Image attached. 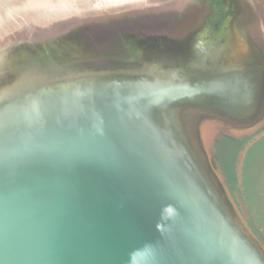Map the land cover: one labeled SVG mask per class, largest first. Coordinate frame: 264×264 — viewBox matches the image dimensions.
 Instances as JSON below:
<instances>
[{
	"label": "water",
	"instance_id": "95a60500",
	"mask_svg": "<svg viewBox=\"0 0 264 264\" xmlns=\"http://www.w3.org/2000/svg\"><path fill=\"white\" fill-rule=\"evenodd\" d=\"M219 1L0 0V264H264V0ZM155 39L234 55L248 117L182 108Z\"/></svg>",
	"mask_w": 264,
	"mask_h": 264
},
{
	"label": "flooded vegetation",
	"instance_id": "af4514ba",
	"mask_svg": "<svg viewBox=\"0 0 264 264\" xmlns=\"http://www.w3.org/2000/svg\"><path fill=\"white\" fill-rule=\"evenodd\" d=\"M218 1V6L221 3V1ZM222 16L217 18V24L214 26L215 32L214 35L210 38L208 35L209 33H205L201 38L206 40V37H209L208 40L206 41H217L220 38H226V39H231V41H234L235 43H239V45H236L234 48H232L233 53H240V55H243L244 49L241 46L240 40L237 38V35L234 31H232V24H231V19L224 21H221L220 19ZM223 18V17H222ZM234 32V33H233ZM142 43V42H141ZM210 43V42H209ZM146 44V43H142ZM152 44L154 46H151L149 49H159V51H162V54L165 58L166 61L169 60H178V62L181 64L179 68L176 67L177 72L179 74V77L181 80L186 81L189 84L192 85H199L201 86V90L198 92H195L193 96L188 97L184 99V103L181 105L182 108H189V107H203V108H208L211 111H216L221 114H229L232 117H236L238 119H246L248 117L249 112L251 111V107H249V100L247 104L245 103L250 96V93L248 92V88H251L252 84H248V81L252 80V74H245L247 75V78L245 81L243 79H237L236 76L239 73L238 71H235V69L229 67L232 61L237 62L236 57L233 55L232 57L229 55H224L223 60L220 61V64H217L215 62L209 61H201L198 58L197 52H195L193 45H191V50H193L194 53V58L192 61H189L188 64H185V60H188L187 58V47L181 46L180 42H173V41H162L160 39H155L152 41ZM123 45V44H122ZM127 47V45L124 42L123 47ZM235 53V54H236ZM161 55V53H158ZM84 56H79L75 60H72L73 64L79 63L78 59H84ZM235 57V58H234ZM77 60V61H76ZM82 61V60H81ZM80 61V62H81ZM128 65L123 67L124 70L128 73L132 72H142L148 64L146 62H137L135 60L128 61ZM71 63V65H72ZM137 64V65H135ZM234 64V63H233ZM177 66V65H176ZM166 69V68H165ZM247 68H245V71ZM118 72V71H117ZM225 81V80H230L229 83L232 84V86H236L238 88V91L236 94L230 93V91L226 94L228 97H236L237 95L238 100L236 103H233L231 107L228 106H223L219 105L221 103L218 102L215 97V95H211L210 91L208 88H210L214 82L216 81ZM258 89L256 87L255 89V95L258 94ZM245 97V98H244ZM237 99V98H236ZM245 99V100H244ZM244 101V105L242 107V103ZM232 103V102H231ZM235 108H232L234 107ZM176 111V110H175Z\"/></svg>",
	"mask_w": 264,
	"mask_h": 264
}]
</instances>
